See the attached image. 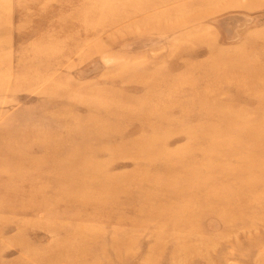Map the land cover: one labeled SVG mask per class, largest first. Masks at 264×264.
I'll use <instances>...</instances> for the list:
<instances>
[{"label": "rangeland", "instance_id": "rangeland-1", "mask_svg": "<svg viewBox=\"0 0 264 264\" xmlns=\"http://www.w3.org/2000/svg\"><path fill=\"white\" fill-rule=\"evenodd\" d=\"M0 264H264V0H0Z\"/></svg>", "mask_w": 264, "mask_h": 264}]
</instances>
